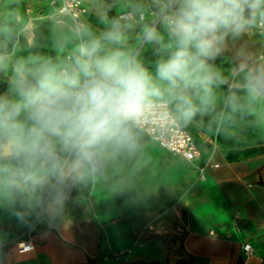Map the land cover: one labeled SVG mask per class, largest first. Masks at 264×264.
Segmentation results:
<instances>
[{"label":"clouds","instance_id":"clouds-1","mask_svg":"<svg viewBox=\"0 0 264 264\" xmlns=\"http://www.w3.org/2000/svg\"><path fill=\"white\" fill-rule=\"evenodd\" d=\"M151 21L109 19L103 30L77 24L54 34L56 58L18 55V39L0 40V204L40 208L69 186L119 171L141 149L145 121L178 124L215 108L223 82L211 63L228 37L264 29V0H151L134 6ZM142 24L135 46L128 30ZM11 44V49H9ZM153 46V68L141 57ZM232 111L264 115V66L245 75Z\"/></svg>","mask_w":264,"mask_h":264},{"label":"crops","instance_id":"crops-1","mask_svg":"<svg viewBox=\"0 0 264 264\" xmlns=\"http://www.w3.org/2000/svg\"><path fill=\"white\" fill-rule=\"evenodd\" d=\"M96 1L112 19L106 11L105 1ZM84 2L88 7L86 24L89 25L98 10L94 0ZM129 10L135 11L130 3L113 1L114 18ZM6 11L2 7L0 17ZM41 11H48L46 0L41 7L26 9L28 19L23 22L26 29ZM142 26L138 29L140 32ZM54 27L69 34L64 26ZM256 32V27H252L238 36H230L221 49L232 57L233 68L240 73L236 80L239 87H244L245 75L250 69L264 66V57L258 59L264 56L259 52L264 40ZM21 54L22 51L18 52ZM190 123L194 125L193 121ZM187 130L201 150V161L218 166L207 167L203 179L192 177L179 182L175 178L170 182L171 200H178L182 209V224L174 231V234L180 232L177 233L181 235L179 240L171 235L167 240L161 239L156 231L148 230L137 235L135 240L125 234L118 239L109 237L101 241L96 232L93 237L76 230L65 218L66 212L59 211L53 213V222L48 225H32L19 233L0 229L3 264H86L92 256L109 255L107 246L115 251H131L118 259L109 256L100 264H240L244 258L243 243H250L254 249L246 264H264V137H260V152L248 153L242 150L245 147L239 146L240 153L231 157L230 147L203 149L199 132ZM19 241L30 242L32 248L13 252Z\"/></svg>","mask_w":264,"mask_h":264},{"label":"rangeland","instance_id":"rangeland-1","mask_svg":"<svg viewBox=\"0 0 264 264\" xmlns=\"http://www.w3.org/2000/svg\"><path fill=\"white\" fill-rule=\"evenodd\" d=\"M94 1L98 12L95 17H91L89 25L99 31L104 28L100 19L106 13L102 4ZM122 1L130 3L131 7L141 2ZM43 2L44 0H0V11L2 7L7 10L0 17V40L4 39L5 29H11L9 38L13 41L18 39L21 49H24L21 55L32 52L52 58L66 56L76 42L67 43L64 51L60 52L54 45V34L60 31L54 27L56 25L40 17L42 11L29 23L27 29L23 25L28 19L26 9L41 7ZM143 3L151 4L145 0ZM17 16L20 19L17 20ZM139 27L140 25L135 26L134 30H128L129 43L133 46L137 44L141 33ZM256 29V33L264 40V29ZM260 46L259 52L264 53V42ZM141 57L146 67L153 68L157 56L151 45H143ZM211 63L223 78V82L215 89V108L203 115L198 113L192 120L195 126L190 122L184 126L192 133H195V129L199 132L203 149L230 147L231 157L240 153L239 146L245 147L242 150L248 153L260 152V137H264V115H252L247 107L232 111L229 106L232 94L240 97L246 94L244 87H239L236 83L240 73L233 68L232 57L221 51ZM5 87L6 80L0 74V91ZM195 138L199 141L197 136ZM141 145L136 156L119 171L95 181L71 185L54 201L40 208L22 210L18 206L0 204V229L7 233H19L32 225H48L53 222V213L63 211L66 212L65 218L76 230L93 237L97 233L101 241L109 237L118 239L125 234L135 240L137 235L148 231V226H152L161 239L167 240L172 236L179 240L180 232L177 235L174 231L182 224V209L178 200H171L170 182L175 178L179 182L186 178H198L197 172L190 162L160 149L144 134ZM19 250L17 244L12 249L13 252Z\"/></svg>","mask_w":264,"mask_h":264},{"label":"built area","instance_id":"built-area-1","mask_svg":"<svg viewBox=\"0 0 264 264\" xmlns=\"http://www.w3.org/2000/svg\"><path fill=\"white\" fill-rule=\"evenodd\" d=\"M146 3L151 0H145ZM48 11L42 13L40 17L47 19L56 26H64L69 32L70 29L77 24H86V16L88 13L87 4L84 0H46ZM132 17L136 20L143 19L145 23L151 21V14L146 17H141L136 11L129 10L119 13L117 17L121 21H126ZM141 25L137 23L135 26ZM264 56H259L261 59ZM143 134L150 140L156 143L160 148L170 152L171 154L181 157L185 161L195 163L194 168L197 172L198 178L203 179L206 173V169L209 166L217 167V164L209 163L208 161H200L201 150L196 143L193 136L185 128L184 125L176 123L174 120H167L158 118L156 116L145 121ZM152 226H148V230H153ZM20 242L22 243L19 246ZM18 248L21 251H28L32 248V245L28 241H19L17 243ZM242 250L244 258L240 264H246V259L251 257L254 253L253 246L250 243H243ZM106 251L109 255L99 256L95 255L89 258L86 264H100L102 260L107 259L109 256L118 259L123 254H129L131 250L115 251L111 246L106 247ZM0 264H3V254L1 252L0 245Z\"/></svg>","mask_w":264,"mask_h":264},{"label":"trees","instance_id":"trees-1","mask_svg":"<svg viewBox=\"0 0 264 264\" xmlns=\"http://www.w3.org/2000/svg\"><path fill=\"white\" fill-rule=\"evenodd\" d=\"M105 1V8L110 18H114L113 12H112V4L114 0H103Z\"/></svg>","mask_w":264,"mask_h":264}]
</instances>
